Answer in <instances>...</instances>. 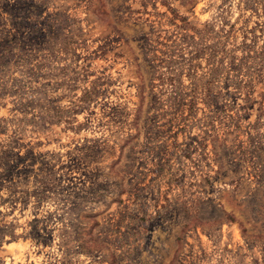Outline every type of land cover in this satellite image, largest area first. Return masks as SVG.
<instances>
[{"label":"rangeland","instance_id":"1","mask_svg":"<svg viewBox=\"0 0 264 264\" xmlns=\"http://www.w3.org/2000/svg\"><path fill=\"white\" fill-rule=\"evenodd\" d=\"M0 55V264H264V0H0Z\"/></svg>","mask_w":264,"mask_h":264},{"label":"trees","instance_id":"2","mask_svg":"<svg viewBox=\"0 0 264 264\" xmlns=\"http://www.w3.org/2000/svg\"><path fill=\"white\" fill-rule=\"evenodd\" d=\"M3 58L4 56L0 55V62L3 61ZM0 121H5L4 119H0ZM11 149L7 148V149H4V150H1L0 152V168H2L3 170L0 171V179L2 178L3 175H6L7 172H9V164L7 162V157H8V153H10ZM16 161L15 163H17L18 161H21V160H24L26 157L25 156H20L16 153ZM32 161V160H31Z\"/></svg>","mask_w":264,"mask_h":264}]
</instances>
